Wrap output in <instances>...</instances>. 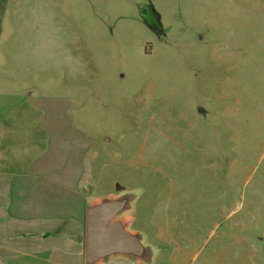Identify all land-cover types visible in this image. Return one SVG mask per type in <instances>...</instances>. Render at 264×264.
<instances>
[{"label": "rangeland", "instance_id": "obj_1", "mask_svg": "<svg viewBox=\"0 0 264 264\" xmlns=\"http://www.w3.org/2000/svg\"><path fill=\"white\" fill-rule=\"evenodd\" d=\"M3 72L39 165L131 200L108 264H264V0H0Z\"/></svg>", "mask_w": 264, "mask_h": 264}, {"label": "crops", "instance_id": "obj_2", "mask_svg": "<svg viewBox=\"0 0 264 264\" xmlns=\"http://www.w3.org/2000/svg\"><path fill=\"white\" fill-rule=\"evenodd\" d=\"M0 77L5 80L9 74ZM11 98L0 93V253L7 257L0 256V264H88V208L112 196L91 195L95 185L82 181L86 172L80 177L72 168L40 166L46 142L43 120L31 119L32 105ZM128 212L118 219L129 229L133 221Z\"/></svg>", "mask_w": 264, "mask_h": 264}, {"label": "water", "instance_id": "obj_3", "mask_svg": "<svg viewBox=\"0 0 264 264\" xmlns=\"http://www.w3.org/2000/svg\"><path fill=\"white\" fill-rule=\"evenodd\" d=\"M131 200L121 197L95 203L87 213V263L98 264L121 255L147 260L148 251L139 235L118 217L129 210Z\"/></svg>", "mask_w": 264, "mask_h": 264}]
</instances>
